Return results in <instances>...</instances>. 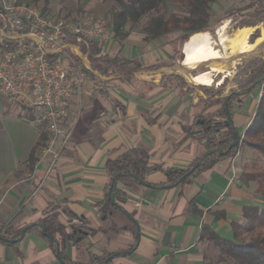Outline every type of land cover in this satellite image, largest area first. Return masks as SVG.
Masks as SVG:
<instances>
[{"label": "crops", "instance_id": "0c3cea01", "mask_svg": "<svg viewBox=\"0 0 264 264\" xmlns=\"http://www.w3.org/2000/svg\"><path fill=\"white\" fill-rule=\"evenodd\" d=\"M102 49L145 67L182 64L185 57L181 48L167 45L166 58L156 47L143 45V34L135 32L121 46L112 38ZM168 71L162 66L130 80L93 71L96 78L71 100L64 123L71 138L53 167L44 153L46 128L35 123L31 110L0 101V237L28 228L22 240L0 242V264H61L41 229L32 226L50 208L68 233L85 223L95 231L76 244L66 243L69 259L88 263L93 255L122 253L107 264H213L211 254L218 250L200 240L202 227L232 239L231 225L242 222L245 206L264 208L256 184L245 186L239 179L238 154L175 187L162 186V172L147 176L151 185L119 182L121 195L114 198L120 208L103 215L109 164L126 152L145 149L151 165L177 169L189 168L206 152L200 118L219 109L208 108L210 100L199 90L204 86L165 85ZM254 92L234 105L238 131L254 118L259 102Z\"/></svg>", "mask_w": 264, "mask_h": 264}, {"label": "trees", "instance_id": "16d2710c", "mask_svg": "<svg viewBox=\"0 0 264 264\" xmlns=\"http://www.w3.org/2000/svg\"><path fill=\"white\" fill-rule=\"evenodd\" d=\"M113 1L117 3L119 8L112 13L109 22L116 39H124L128 36L126 31L128 22L131 23L132 28H139L142 19L146 18V24L141 28L147 35L148 42L175 35V40L180 48L194 34L215 30L213 7L220 2V0ZM50 2L51 0H43L42 11L44 13H47L46 10ZM171 3L180 6L184 14L168 16L166 12ZM237 13H241L242 19L237 25L239 29L256 27L264 23V0H254L238 9ZM230 17L231 14L225 15L221 21ZM259 37L260 33L257 30L249 37V43H254ZM84 49L88 52L93 71L103 77L118 76L124 80H130L135 73L156 70L164 65L157 64L145 67L139 61L129 60L121 55L111 57L103 52L102 46L97 41H92ZM179 53L180 51L177 52V54ZM179 58L182 59V55ZM90 76L92 79L96 78L93 73H90ZM246 77L245 86L239 87L225 99L215 100V103H221V109L216 112L214 117L203 118L206 152L202 157L195 160L189 168H164L160 165H151L150 155L145 149H133L112 161L108 167L109 187L112 188V192L111 197L106 200V206L103 207V215L109 216L113 210L120 208L114 198L115 193L120 194L117 190L119 182H124L127 185L135 183L151 185L147 181V176L152 172H162L166 176V182L162 184L163 187L170 188L183 185L191 182L199 173L211 169L221 160L234 158L243 147L251 149L254 152V157L249 164L245 165L239 179L245 186L255 183L256 192L264 197V59L253 61L246 70ZM169 80L180 81L182 83L180 86H187L182 79L176 76H170ZM259 88H262V94L254 118L242 136L233 124L234 105L241 103V97L249 95ZM221 92H218L219 95ZM235 92H239V94ZM234 142L237 144L229 150ZM195 166H197L195 172L188 175ZM183 178L184 180H182ZM32 226L41 229L61 264H107L122 254L93 255L88 263L69 259L65 253L66 247L64 246L66 243L71 240L76 244L86 236L94 234L95 231L85 223L73 227V231L68 233L60 223L59 213L55 208L47 210L38 224ZM231 226L232 239L221 237L207 225L202 227L200 240L210 242L218 250L216 264H264V208L245 206L242 222H234ZM21 232L22 230L18 231L13 237H0V242L11 243L21 236Z\"/></svg>", "mask_w": 264, "mask_h": 264}, {"label": "built area", "instance_id": "2783aa9c", "mask_svg": "<svg viewBox=\"0 0 264 264\" xmlns=\"http://www.w3.org/2000/svg\"><path fill=\"white\" fill-rule=\"evenodd\" d=\"M113 35L101 16L63 19L22 0H0V101L31 110L46 128L51 167L71 138L64 128L71 100L92 82L81 48L104 46Z\"/></svg>", "mask_w": 264, "mask_h": 264}, {"label": "rangeland", "instance_id": "374dc122", "mask_svg": "<svg viewBox=\"0 0 264 264\" xmlns=\"http://www.w3.org/2000/svg\"><path fill=\"white\" fill-rule=\"evenodd\" d=\"M22 1L35 4L39 6L41 9H43V6H44L43 0H22ZM252 1L254 0H220V2L214 5L213 7V19H214L213 25L215 26V30L206 31V32H209L211 36L213 37V39L217 40L218 28L225 21L231 22L230 23L231 26L235 29H238L237 25L242 19H241V13H237V10L245 5H248ZM118 8L119 6L113 0H51L48 6V9L46 11H47V14L50 16L57 17V18H63V19H72L76 16L89 15V16H101V17H104L106 20L111 21L112 13L116 11ZM166 13L168 16L171 14H177V15L184 14L180 6L176 4H172V3L168 5V9ZM229 14H231V17L229 19L221 21V19L224 18L225 15H229ZM146 21L147 19L143 18L140 26L144 27V25L146 24ZM131 26L132 25L130 22H128L126 25V31L128 33V36L130 33L132 34L134 32L143 34V45L146 43L147 45H152L153 48L156 47L158 52H164L163 54L164 56L165 54L168 55V53H166L163 49L165 46L173 45L174 49L180 48L179 44L175 40L176 39L175 35H170L158 41L156 40L157 41L156 43L154 41L148 42L146 39L147 35L144 33V30H142L141 27L132 28ZM251 28L256 29L253 31V33H255L258 30L261 36V31L264 30V23H261L257 25L256 27H251ZM127 37H125L124 39H116L115 36L113 35V39L116 40L120 44V46L122 45L123 40H125ZM184 45L181 48L182 52L184 51ZM216 48L221 51L220 46L219 47L217 46ZM81 49L84 55L87 56L88 66L93 70L92 64L89 61L88 52H86L84 47H82ZM177 56L180 57V54H178ZM257 59H264V54L255 55L253 57L248 58L247 60L238 62L237 65H235L234 68L231 69V72H230L231 75L229 73L226 75H222V74L219 75L222 79L224 78L220 86L201 87V89L199 90L203 92L204 95H206L208 100H210V103L208 104L209 106L208 108H210L213 111H215V109H221V103L216 104L215 98L229 96L231 95L233 91L238 90L239 87L245 86L246 81H247L246 70L248 66ZM163 67L169 69L167 73H172L171 75L169 74V75L163 76V78L165 79V82H164L165 85H168L170 82L178 86L182 84L180 81L169 80L170 76H176L182 79L185 84L190 85L189 81L182 73H177V74L174 73V71L176 70H185V68H183V66L181 65V61L179 62L177 61L176 63H167V64H164ZM207 70H208V67L206 65H203L199 67L198 69H195V71H193L192 74L197 75ZM219 91H222L220 95L218 93ZM254 94H255L254 96L255 100L258 101V99L260 98L262 94V88L255 90ZM216 105L218 106L216 107ZM235 109L238 110L237 107ZM215 114H216L215 112L213 113L210 112V113L205 114L204 117H207V118L214 117ZM204 117H201L200 119L203 120ZM244 130H245V127H241V129H239V132L242 136H244V133H243ZM253 157H254V152L248 147H243V149H241V151L239 152V156H238V163L240 167L244 169L245 165L249 164ZM243 169H242V172H243ZM216 257H217L216 253L211 254L213 264L214 263L216 264Z\"/></svg>", "mask_w": 264, "mask_h": 264}, {"label": "bare ground", "instance_id": "6f19581e", "mask_svg": "<svg viewBox=\"0 0 264 264\" xmlns=\"http://www.w3.org/2000/svg\"><path fill=\"white\" fill-rule=\"evenodd\" d=\"M230 23L225 21L219 26L217 40L213 39L209 32H202L194 34L185 43V57L181 65L189 71L203 65L208 67L207 71L187 79L192 85L220 86L224 78L222 79L219 75L230 74L231 69L238 62L264 54V30L261 31L260 38L251 44L248 39L255 29L251 27L235 29ZM217 46H220L221 51L216 48ZM174 73L185 75V70H176Z\"/></svg>", "mask_w": 264, "mask_h": 264}, {"label": "water", "instance_id": "95a60500", "mask_svg": "<svg viewBox=\"0 0 264 264\" xmlns=\"http://www.w3.org/2000/svg\"><path fill=\"white\" fill-rule=\"evenodd\" d=\"M255 29V28H254ZM256 30V29H255ZM183 54H184V56H185V53L183 52ZM183 68H185L184 66H183ZM193 71H195V70H193ZM193 71H189V70H186L185 69V77L188 79H192V77H193V74H192V72ZM189 84H192V83H190L189 82ZM194 85V84H193ZM236 94H239V92H235ZM230 96V95H229ZM224 97H228V96H224ZM237 144V142H234V144L229 148V150H231L235 145ZM198 166V165H197ZM197 166H195V167H193L191 170H190V172L188 173V175H191L192 173H194L195 172V170H196V168H197ZM182 180H184V178L182 179ZM111 192H112V188L109 190V197H111ZM27 230H28V228H26V229H24L23 231H22V233H21V236H20V238L18 239V240H14L13 242H18V241H20V240H22L23 238H24V236H25V234H26V232H27ZM44 231V230H43ZM45 232V231H44Z\"/></svg>", "mask_w": 264, "mask_h": 264}]
</instances>
